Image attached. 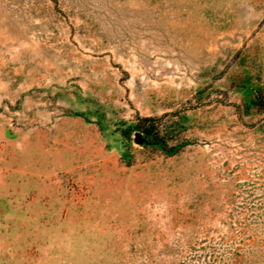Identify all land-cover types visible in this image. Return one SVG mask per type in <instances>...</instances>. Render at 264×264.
Segmentation results:
<instances>
[{
	"label": "rangeland",
	"instance_id": "obj_1",
	"mask_svg": "<svg viewBox=\"0 0 264 264\" xmlns=\"http://www.w3.org/2000/svg\"><path fill=\"white\" fill-rule=\"evenodd\" d=\"M250 88L264 0H0V264H264Z\"/></svg>",
	"mask_w": 264,
	"mask_h": 264
},
{
	"label": "trees",
	"instance_id": "obj_2",
	"mask_svg": "<svg viewBox=\"0 0 264 264\" xmlns=\"http://www.w3.org/2000/svg\"><path fill=\"white\" fill-rule=\"evenodd\" d=\"M250 91L253 96L250 104L259 110H264V94L258 89L250 88Z\"/></svg>",
	"mask_w": 264,
	"mask_h": 264
},
{
	"label": "water",
	"instance_id": "obj_3",
	"mask_svg": "<svg viewBox=\"0 0 264 264\" xmlns=\"http://www.w3.org/2000/svg\"><path fill=\"white\" fill-rule=\"evenodd\" d=\"M136 142H137V143H142V140H141V138H140V135H137V136H136Z\"/></svg>",
	"mask_w": 264,
	"mask_h": 264
}]
</instances>
